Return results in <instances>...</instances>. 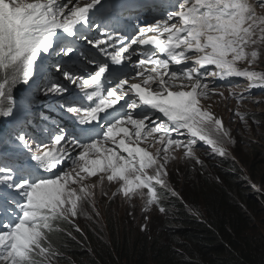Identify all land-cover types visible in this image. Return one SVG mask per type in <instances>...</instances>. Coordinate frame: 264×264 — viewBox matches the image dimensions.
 Returning <instances> with one entry per match:
<instances>
[{"label": "snow or ice", "instance_id": "1", "mask_svg": "<svg viewBox=\"0 0 264 264\" xmlns=\"http://www.w3.org/2000/svg\"><path fill=\"white\" fill-rule=\"evenodd\" d=\"M127 10L123 0H0V118L18 125L14 140L0 137L14 145L0 152V264H59L52 234L62 223L80 232L74 218L105 182L166 212L158 186L170 160L202 163L198 142L227 155L230 131L204 104L226 97L210 85L243 78L247 95L230 89L241 102L264 87L254 67L264 0H161L130 30L110 23ZM23 88L55 97L70 124L30 134Z\"/></svg>", "mask_w": 264, "mask_h": 264}, {"label": "trees", "instance_id": "2", "mask_svg": "<svg viewBox=\"0 0 264 264\" xmlns=\"http://www.w3.org/2000/svg\"><path fill=\"white\" fill-rule=\"evenodd\" d=\"M259 148L250 143L240 147L237 155L244 156V166H248L245 159L252 160L250 180L264 189V174L260 175L256 164L263 157ZM202 170H208L209 175L195 177ZM238 174L230 163L223 164L219 171L211 164L206 169L196 166L191 174L193 183L185 182L180 199L169 201L176 207L177 218L172 216L171 222L167 218L172 227L159 235L135 239L127 224L120 223L119 229L108 218L111 229L104 246L98 245L93 229L83 225H79L80 232L67 226L71 235H62L59 244L54 243L67 264H264V225L260 221L264 197L258 191L254 193ZM85 211L90 217L91 212ZM91 249L93 253H88Z\"/></svg>", "mask_w": 264, "mask_h": 264}, {"label": "rangeland", "instance_id": "3", "mask_svg": "<svg viewBox=\"0 0 264 264\" xmlns=\"http://www.w3.org/2000/svg\"><path fill=\"white\" fill-rule=\"evenodd\" d=\"M262 65L263 62L258 63L255 66L257 69H260V66ZM210 86L215 87L218 92H223L224 97H226L225 99L219 96H211L205 101V105H210L208 106V109L212 111L217 117L221 118L223 120L225 129L230 131L231 139H225L222 144V146L227 150V155L220 156L214 153L210 146L204 144L203 142H198L196 145L198 148L196 146L194 148L197 154L195 151L194 152L195 156L200 161H202V163H197L196 159L188 158L183 155H178L177 159L170 160L167 164V188L160 189L158 186V191L161 192L163 197L162 202L164 203L162 204L167 209V211L164 213H161L158 210L159 206L152 205L151 207H147L145 201H143L142 204L147 208V210H145L146 208L138 202L130 205V208H127L128 204H122L124 203L122 201H119L117 204H115V200L111 198V194L108 192L112 183L109 184L108 182H105L103 187L97 185V187L94 189L95 195L92 198L95 208L93 209L91 204H85V209H88V211L91 212L90 217L86 215L87 211H85L78 217L74 218V222L78 226H85L86 229L87 227L92 228V235H94L97 239L99 246L105 245L104 242L107 241L105 240L106 234H108V230L110 231L111 229L110 224H107L108 218H111V221L114 222L115 227L117 225V228L119 229L120 223L127 224L128 229L132 230V238L135 239L138 236L149 237L150 235H159L167 227H172L169 221H167V218L170 220V222L173 221V217L177 218L175 213L178 212H176L175 205L168 206L167 199H180V194L183 192L181 185H184L185 182L187 184L193 183L192 181L198 174H201L205 177L209 175L208 170H202L197 172L195 177H192V171L196 166L206 169L208 164H211L219 171L223 164L230 163V165H235L236 171L239 172L238 176L240 179L245 184H247L254 193L258 191L264 197V189H260V186L255 185L250 180L251 176L249 174V170L254 169H249L251 168L252 160L249 161L245 159L244 162L248 163V166H244L241 163V160L244 158V156L237 155V150L240 147L245 148L250 145V143L260 145L259 150H261L263 157L256 164L260 171V175L264 174V103H260L259 105L252 103V100L264 101V91L258 90L256 95L253 96L252 88L250 90V98L244 102H241L230 95V89L237 93H245L247 95L248 93L245 92V89H247L248 84L243 78L232 77L229 78V80H216L214 84ZM17 87L19 88L20 86ZM237 112L245 115L247 123L240 119V116L236 114ZM244 153H247L246 150H244ZM95 179L96 178H92V180L88 181V183L94 182ZM104 193L107 194L105 195ZM180 203L184 205L183 201L181 200ZM134 204L138 206V212L135 215H132L128 213V211L131 208L132 210L136 209ZM262 205L264 206V202H262ZM89 207H91V209ZM93 212L96 213L97 218L93 217L95 216ZM260 221H262V224L264 225V216L260 218ZM260 221H258L257 224H259ZM94 222L100 224V226L97 227ZM57 244H59V242ZM88 253H93L92 249ZM63 264L67 263L63 262Z\"/></svg>", "mask_w": 264, "mask_h": 264}, {"label": "clouds", "instance_id": "4", "mask_svg": "<svg viewBox=\"0 0 264 264\" xmlns=\"http://www.w3.org/2000/svg\"><path fill=\"white\" fill-rule=\"evenodd\" d=\"M258 11H261V12H264V10H258ZM254 67H256V66H254ZM257 68V67H256ZM258 70H264V62H263V65L262 66H260V69H258ZM258 90H262V91H264V89H262L261 87H258L256 90H254V88H253V96H255L256 95V92L258 91ZM216 97V96H215ZM214 98V97H213ZM216 99V98H215ZM208 100V99H207ZM214 100V99H213ZM212 100V101H213ZM211 101V102H212ZM204 104H205V101H204ZM206 106V105H205ZM208 106H210V105H208ZM208 106H206V107H208ZM2 133H4V130H3V132ZM5 140L7 139V133H6V131H5V134H4V137H3ZM143 146V145H142ZM3 147L4 148H6L7 146L6 145H3ZM197 147V146H196ZM198 148V147H197ZM195 152H196V150H194ZM196 154H197V152H196ZM108 192L111 194V198H113V199H115V201L118 203L119 201H122V202H124V203H122V204H128V207L127 208H130L129 206L130 205H132L133 203H135V202H138V203H141L142 204V202L143 201H145L144 199H140V198H136V199H133V200H129V199H127V198H125L123 195H121V194H115V193H117V185L113 182L112 183V185H111V187L109 188V190H108ZM170 200H168V206H170V202H169ZM162 203H164V202H162ZM135 205V210H132V208L128 211V209H127V211H128V213H130V214H132V215H135L137 212H138V206L136 205V204H134ZM143 205V204H142ZM144 206V205H143ZM152 206V205H151ZM151 206H148L147 205V207H151ZM154 206H158V205H154ZM145 207V206H144ZM146 208V207H145ZM67 224V225H66ZM62 223L61 225H60V227L62 228V229H64L65 231H63V232H59V233H54V234H52V236H51V239L53 240V242H56V244L60 241V237L62 236V235H66L68 232H69V230L68 229H66V227L67 226H70V224H68V223ZM72 239H74V236L72 237ZM65 249H67L66 247H64ZM64 256H63V254H62V259H60L59 260V263H63V262H65L64 261Z\"/></svg>", "mask_w": 264, "mask_h": 264}, {"label": "bare ground", "instance_id": "5", "mask_svg": "<svg viewBox=\"0 0 264 264\" xmlns=\"http://www.w3.org/2000/svg\"><path fill=\"white\" fill-rule=\"evenodd\" d=\"M126 4V6H127V9H128V7L132 4V3H125ZM145 6H149V3L147 2L146 4H145ZM132 10H133V8H132ZM139 11H146V8H144V7H142V8H139ZM125 13H129V9L125 12ZM35 99L37 100V97H35ZM219 105V104H218ZM225 105V104H224ZM221 107V106H220ZM227 111V110H226ZM227 113V112H226ZM36 114H37V112H36ZM217 114V113H216ZM66 124V123H65Z\"/></svg>", "mask_w": 264, "mask_h": 264}]
</instances>
